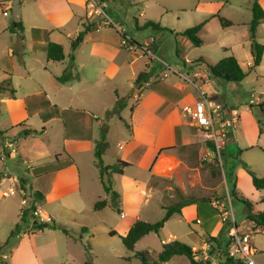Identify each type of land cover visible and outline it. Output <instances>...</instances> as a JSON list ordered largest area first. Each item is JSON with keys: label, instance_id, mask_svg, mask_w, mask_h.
Listing matches in <instances>:
<instances>
[{"label": "crops", "instance_id": "0c3cea01", "mask_svg": "<svg viewBox=\"0 0 264 264\" xmlns=\"http://www.w3.org/2000/svg\"><path fill=\"white\" fill-rule=\"evenodd\" d=\"M99 1L106 15L115 23L119 25L125 21L134 23L137 32L133 35L127 32L125 34L131 38L136 47L146 45L154 54L160 52L161 56L166 57L169 54H175L181 59L184 67H191L196 71L195 76L199 77L201 86L196 82H186L176 75L161 80L165 70L158 73V66H160L156 63L158 60L150 59L141 51H129L125 47L122 35L116 29L106 25L102 21V16L89 15L92 8L88 0H27L20 3V20H13L12 24L22 23L23 29L13 28L10 33L11 45L8 51L12 57L22 53L27 56L21 61L23 74L34 86L31 90H35V95L41 96L43 100L38 104L32 100L22 102V105L19 103L24 110L12 116L15 130L12 128L0 131V166L4 169L0 168V211L6 212L12 208V202L6 201L11 196L22 202L20 190L16 193L18 197L4 196L10 187L19 186L17 184L19 181L26 196L35 197L40 203L41 200L46 203L55 202L62 210L74 212L73 214L84 212L95 214V204L100 200L110 201L111 196L105 190V198L100 194L92 193L91 198H86L87 205H91L90 208L84 205L81 201L83 199L81 172L95 168L96 178L100 179L102 184L100 166L95 153L102 142L106 143L104 155L112 149L109 141L111 136L113 138L111 134H114L115 130H121V138L117 137L118 142L114 146L115 152L112 149L110 154L114 153H112L114 164L118 161L128 164L123 174H117L121 178L120 181L125 183L123 189H112L119 195L115 203L120 207V217L125 218L127 212H130V203L141 202L143 196L145 197V188L148 193L160 197V191L150 185L153 179L174 178L178 170L182 168L183 161L178 147L200 146L205 141L212 146L208 135L190 124L189 119L184 115V107L200 101L204 94L207 99L221 103L232 111L226 104L224 96H221V83H218L219 87H215V91L209 89L212 83L209 68L205 64L193 63L199 58L213 65L218 63L211 62V54L204 49L205 46H213L214 50L221 52V56H218L219 61L234 57L242 69L248 73L247 76L254 70L253 73L264 80V54L261 65L252 69L249 28L252 21L251 0H248L246 4L238 0H211L210 3L206 0H198L195 10L200 14V18L196 21L197 24L203 22L205 24L199 33L203 44L198 47L199 55L194 59H187L184 56L183 50H192L194 47L185 36L180 35L186 29L176 26L182 20L178 14H186L188 11L185 6L186 0ZM258 2L264 10V0H258ZM189 3L190 1L187 0V5ZM175 13L177 15H174ZM217 16L225 18L232 25L227 28L222 27ZM148 22L159 24L162 30L145 27ZM86 28L89 30L77 50L73 54H67L68 47L71 48L72 42ZM148 30L153 32L149 40L140 42L134 37ZM156 34H160L159 38H155ZM166 34L169 35L168 38L165 37ZM257 40L264 45V22L257 29ZM51 42L63 47L64 60L54 62L47 58V48ZM150 43H153V46H150ZM71 56L74 57L73 61ZM244 61L247 63L246 66L243 64ZM72 64L75 66L76 80L69 83L59 82L57 78ZM142 72H147L149 74L147 81L153 82L144 89L142 98L136 101L135 93L142 90L145 84L144 82L141 85H135L138 75ZM46 73L56 82L52 86L46 85V79L42 78V74ZM16 75L15 70H12V73H6L7 78L4 80L9 78L12 80V77ZM12 87L14 88L13 82ZM16 94L14 100H16ZM117 101L124 108L119 111V114L112 115ZM263 101L262 99L258 102ZM28 129L35 131L40 129L41 137L38 133L26 136L24 130ZM5 137L14 138L17 141L18 155H13L5 149ZM36 138H43L41 146L51 148L47 154L53 157L57 166L41 181L31 182V174L24 172L23 164H29L35 158L30 142L37 140ZM164 149L169 150L163 151ZM102 159L104 163V158ZM137 164H141V169L146 172L144 182L129 173ZM16 169L18 174L15 173ZM31 169L27 167L28 171ZM110 173L112 172L106 171L105 175ZM235 174L238 185L243 177L249 176L243 168L237 170L235 168ZM89 189L91 190V186ZM70 196H73V199H70ZM2 198L5 200L1 201ZM202 207L204 206H198L197 203L186 206L182 209L180 216L191 211L197 213ZM26 210L28 209L22 205L19 207L13 224L14 228L10 232L11 234L17 228L15 232V237L19 239L17 246L9 255L3 254L0 258L10 259L13 264H18L19 257L23 253L26 264H44L45 258L33 243V234L35 232L41 234L44 229H39V223L33 217L30 223L26 224L25 230L20 231L19 224H16L18 219L24 221L25 213L23 215V212ZM42 210L46 215L43 206ZM122 213L124 217L121 216ZM47 215L46 218L50 221L52 215ZM199 218V216H191L190 221L194 222ZM103 219L102 215L99 216L97 226H101ZM138 219V216H135L134 222ZM134 222L126 229L125 236ZM82 227L83 232L90 233L87 224H82ZM259 229L261 230V227ZM7 239L3 241L4 244ZM171 241L174 240H167L166 243ZM162 244L157 254L148 252L156 258L162 251ZM207 248L208 245L202 249ZM220 253L217 256H220ZM213 256L217 257L215 253ZM69 258L72 257L69 255L66 259ZM127 260L130 258L128 257Z\"/></svg>", "mask_w": 264, "mask_h": 264}, {"label": "rangeland", "instance_id": "374dc122", "mask_svg": "<svg viewBox=\"0 0 264 264\" xmlns=\"http://www.w3.org/2000/svg\"><path fill=\"white\" fill-rule=\"evenodd\" d=\"M189 1V5H187V0L185 2V6L188 8L186 14H178L182 17V20L179 24H176L177 27H183L185 29L191 28L197 24L196 20L200 18V14L195 10L198 5V0ZM238 1L244 4L248 2V0ZM206 2L210 3L211 0H206ZM123 8L126 7L123 6ZM20 15L21 6L19 4H15L10 9L7 8L6 5H0V83L7 78L6 73H12V70H15L17 74L16 77H12L13 86L17 91L16 100H14L9 93H0V131L14 128L12 116L24 110V107L21 106L22 102L32 100L34 103L38 104L43 100L41 96L35 95V90H31L34 86L28 82L23 74L21 61H23L24 58L26 59L27 56L22 53L12 57L8 51L11 45L10 33L12 31V22L13 20H20ZM174 15L177 14L175 13ZM175 21H177L176 18ZM120 26L123 28L124 32L130 35L137 32L132 21H125ZM152 34L153 32L148 30L134 37L140 42H145V40H149L150 36H153ZM154 36L155 38H159L160 34ZM165 37L168 38L169 35L166 34ZM149 45L153 46V43ZM204 49L210 52L211 62H219L220 59L218 56H221L219 50H214L215 47L210 45L205 46ZM199 51L198 48L183 50L185 53L184 56L187 59H194L199 55ZM151 52L153 53L152 50ZM71 53L73 54V51L68 47L67 54ZM144 55L150 57V59L159 61L156 62L157 65H160L158 66V73L167 69L162 63L164 60L163 62L169 64L172 69H176L188 75L191 81L196 82L197 85L200 84L199 77L195 76L196 71L191 67H184L181 59L175 54H169L167 57L161 56L160 52H156L153 57L147 53H144ZM195 62L193 63L197 64ZM243 64L246 66L247 63L244 61ZM253 71L254 70L250 71V75L240 83L227 82L215 78L212 75L210 76L212 83L209 89L215 91V87H219L218 83H221V96H224L229 108L236 110L238 113L237 121L232 127L228 128V134L223 139L226 144V147H222L221 161L223 167H221L217 157L212 154V146L206 141L200 146L189 145L178 147L180 157L183 161L182 168L178 170L174 178L153 179L150 185L160 191V197H155L153 194L148 193L145 188V197L143 196L141 202L130 203V212H127L125 218L120 217V212H118L112 204H109V206L102 211H95V214L90 212L73 214L74 212L62 210L58 203H46V201L41 200L44 212L46 213L44 217L46 218L48 216L47 214H51L55 224L58 226V228H44V234H39L38 232L33 234L34 246L38 248V250L40 249V254L45 258L44 264H81L86 261L92 264H142L140 259L134 257L136 251H149L155 255L160 251L161 244L166 243L167 240L182 242L191 247L194 251H199L202 248H206L208 245V248L202 249V251H208V253L213 251L216 256L220 251L224 250L229 241L228 232L230 226L224 224L216 213L213 212L211 202L213 200L223 201L228 193L231 195L233 181L230 175L231 169L234 167L236 170L243 168L245 163L257 176L264 178V108L260 107L264 101L262 103L258 102L262 99L264 100V80L259 78L258 74L253 73ZM42 78L46 79L45 84L48 86H52L56 83L50 78L48 73L42 74ZM142 92H144V90H142ZM136 94L137 93H135V95ZM110 121H108V123H110ZM12 130H15V128ZM36 133L41 137L40 129H37ZM111 135H113V138L111 136L109 141L115 152L114 146L118 142L117 137L121 138L120 135H122V131L115 130L114 134ZM36 139L37 140L30 142L33 152L35 153V158L31 163L23 164L24 172H30L31 174V182L41 181V179L46 177L47 173L52 172L57 166L53 157L47 154L48 150H51V148L41 146V141H44L43 138ZM105 144V142L100 143L98 150L102 151V158H104L103 164L107 166L114 164L115 161H113L114 153L112 152L113 154H110L112 149L107 151L105 155V149L100 150L101 145ZM27 167H31V171H28ZM43 167H47L48 169ZM0 168L2 169L1 166ZM91 171L93 173H91ZM91 171L82 170L81 172V197L83 198L81 201L84 205L88 204V199L86 198H91L92 193L100 194L104 198L106 196L105 189L100 179L98 180L96 178L97 173L95 168ZM99 171H101L100 167ZM15 173L18 174L17 169ZM105 173L106 172H104V181L107 185L111 186L112 189H123V184L125 183L120 181L121 178L119 175L116 173L105 175ZM129 173L137 176L139 181L141 180L144 182L146 172L141 169V164L134 166ZM236 174L235 177L237 176ZM90 186L91 190L89 189ZM237 191L246 201L253 205L255 211L264 210V200L262 201V199H264V190H255L250 175L240 180L239 185L237 184ZM14 196L18 197L19 195L14 194ZM184 198H194L198 200V206L202 205L204 207L200 208L197 213L191 211L184 216H173L160 232L157 234L151 233L144 237L136 245L135 251L130 252L125 248L122 237L125 236L126 229L134 222L135 216H138L139 219L146 222L153 223L160 221L165 215V209L162 207L174 205ZM70 199H73V196H70ZM203 199H210V202H205ZM4 200L5 198L1 199V201ZM231 200L236 220L240 224L247 220L246 208L242 202L236 200L233 196H231ZM6 201L12 202L13 210L11 208L6 212L0 211V256L3 254L9 255L19 242V239L14 235L8 244L3 243V241L7 238L9 239V235H11L10 232L14 228L13 224L19 207L22 205L28 209L25 212L24 221L18 219L16 223L19 224L20 231L25 230L26 224L30 223L34 208L32 201L24 205L13 196L6 199ZM90 206V204L87 205L89 208ZM101 215L104 217L102 220L103 223L101 226H97L99 216ZM191 216H199L202 224H198L196 221L191 222ZM48 223L50 225L52 224L51 221ZM82 224H87L89 226L90 233L82 231ZM258 228L260 227H253V230H257ZM63 229L68 231V236L64 233ZM111 231H116L117 235L113 237ZM211 237L218 239L222 248L220 251H218L216 247L209 245L208 240ZM252 243L254 247L259 250V252L254 255V259L258 264H264L263 228H261L260 232L254 234ZM209 246L212 248H209ZM69 255L72 258L66 259ZM23 256L25 255L21 253L19 257L20 263L18 264H26ZM128 257L130 260H127ZM0 264L13 263L10 259L3 260L0 258ZM167 264H190V261L185 256H176Z\"/></svg>", "mask_w": 264, "mask_h": 264}, {"label": "trees", "instance_id": "16d2710c", "mask_svg": "<svg viewBox=\"0 0 264 264\" xmlns=\"http://www.w3.org/2000/svg\"><path fill=\"white\" fill-rule=\"evenodd\" d=\"M218 1H226V0H218ZM251 11H252V21L249 24L250 28V40H251V54L253 58V65L252 69H256L259 67L262 63V58L264 54V45L259 43L257 40V29L260 24L264 22V10L259 4L258 0H251ZM220 24L222 27L227 28L232 25V23L225 18H222L220 16H217ZM205 22L197 24L191 28L186 29L180 35L185 36L191 43V46L194 48H198L202 46L203 41L199 37V33L202 31L204 27ZM19 27L20 30L23 29L22 23H14L11 26V30L13 28ZM145 27H152L154 30H162L159 24H155L152 22H148L145 24ZM89 29L86 28L83 32H81L78 37L72 42L71 49L72 51H76L78 46L82 43L84 36L86 32ZM47 58L54 62H59L65 59V53L64 49L61 45L56 43H49L47 48ZM72 61L74 60V57L71 56ZM195 63L197 64H205L210 71V74L218 79L227 81V82H235L240 83L242 82L248 75L247 72H245L238 61L234 57H228L224 58L221 61H219L217 64L213 65L210 64L207 60L203 58H199ZM149 74L147 72H142L138 75L135 85H141L142 83L146 82L148 80ZM77 74L75 73V66L72 64L69 68H67L64 73L57 78V80L61 83H69L74 80H76ZM8 92L10 96L14 99L16 91L12 87V80L9 78L7 80H4L2 83H0V93ZM261 108H264V103L260 105ZM124 106L117 101L116 107L113 109L112 114H119V111L122 110ZM36 133L35 130H24V134L26 136H29L31 134ZM169 149H164L163 151H167ZM96 158L98 160V164L100 166V178L102 180V184L104 186V189L107 194L111 196L110 201L108 200H100L98 201L94 209L95 211H101L105 207L109 206V204H112V206L121 213L119 205L115 203L116 199L119 198V195L116 192L112 191V187L107 185L104 181V172L111 171L112 173L116 174H123V170L125 167L128 166L127 163H124L122 161H118L114 165L111 166H105L102 161V151H96L95 153ZM243 168L247 172V174L250 175L252 178V183L256 191L264 190V178L257 176L251 168L244 163ZM231 179L233 181V190L231 192V196H233L236 200L242 202L246 208V219L254 223L257 227H261L264 229V210L263 211H255L253 205L246 201L240 193L237 191V178L235 177V167L231 169ZM39 197V195H37ZM198 200L192 198V199H182L179 202H177L174 205L164 207L165 209V215L164 217L157 222H146L143 220H136L132 227L130 228L128 234L124 237H122V242L125 248L133 252L135 251V247L137 243L144 238L145 236L155 233L157 234L160 232L161 229L164 228L165 224L175 215H180L183 208L186 206L192 205L197 203ZM25 211L23 212L24 215ZM50 221L52 224L50 225L47 223H42L39 225V229L43 230L47 227H53L58 228V226L55 224L54 220L51 218ZM17 229V228H16ZM16 229L12 231L8 241L6 244L9 243V241L14 237ZM64 233L68 235V231L66 229H63ZM111 235L114 236L116 233L111 232ZM211 241V242H210ZM209 245L212 247H216L217 250H220L221 246L217 238L211 237L209 240ZM211 247V248H212ZM225 250H222L221 253L223 254ZM212 254H214L213 251H211ZM203 251H194L191 247L188 245L179 242L177 240L162 244V251L157 255V257H153L148 251H138L135 252L134 257L141 260L142 264H165L168 261H170L175 256H185L189 259L191 264H206V261H199L197 262L195 260L196 256H202ZM4 260V259H3ZM82 264H92L89 261H86Z\"/></svg>", "mask_w": 264, "mask_h": 264}, {"label": "built area", "instance_id": "2783aa9c", "mask_svg": "<svg viewBox=\"0 0 264 264\" xmlns=\"http://www.w3.org/2000/svg\"><path fill=\"white\" fill-rule=\"evenodd\" d=\"M24 1L27 0H0V5H6L7 8L10 9L15 4H20ZM88 3L92 8L89 15L102 16V21L106 25L113 27L120 34H122L125 47L129 51H141L142 53H147L152 57L154 56V54L150 51L149 46L143 45L136 47L133 44L131 38L125 34L123 28L106 15L102 3H100L99 0H88ZM162 63L167 69L163 73L161 80L167 79L171 75H176L186 82H191L188 75H185L176 69H172L169 64L163 61ZM152 82L153 81L145 82L144 87L141 89L144 90L149 87ZM142 90L136 94V101H139L142 98L144 93ZM183 112L193 127L208 135L212 144V154L217 157L221 167H223V163L221 161L222 147L225 145L223 139L228 134V128L232 127L238 119V113L236 110L230 111L223 104L207 99L205 95L202 94L200 101L193 105L184 107ZM4 147L7 151H9V153L18 155L17 141L14 138L5 137ZM17 182L19 186L13 185V187H10L4 193V196L14 195L20 190L22 192V203L24 205H27L29 201L33 202L34 208L32 216L39 223V225L49 222V220L44 217L40 201L35 197L26 196V193H24L20 187L19 181ZM211 206L221 221L230 226V230L228 232L229 241L224 249V253H220V256L214 257L213 254L205 251L202 256H196L195 260L197 262L201 260L206 261V264H258L254 259V255L258 253V250L254 247L252 241L254 234L260 232L259 228L257 230H253V227L257 226L249 220H245L240 224L237 222L232 208L231 195L229 193L223 201L213 200L211 202ZM121 216L124 217V214L122 213ZM196 223L200 224L201 220L196 219ZM209 248L211 247L209 246Z\"/></svg>", "mask_w": 264, "mask_h": 264}, {"label": "water", "instance_id": "95a60500", "mask_svg": "<svg viewBox=\"0 0 264 264\" xmlns=\"http://www.w3.org/2000/svg\"><path fill=\"white\" fill-rule=\"evenodd\" d=\"M104 148H105V145H101L100 150H102ZM204 201L209 203L210 202V199H204Z\"/></svg>", "mask_w": 264, "mask_h": 264}, {"label": "bare ground", "instance_id": "6f19581e", "mask_svg": "<svg viewBox=\"0 0 264 264\" xmlns=\"http://www.w3.org/2000/svg\"><path fill=\"white\" fill-rule=\"evenodd\" d=\"M162 171H163V170H162ZM162 171H161V172H162Z\"/></svg>", "mask_w": 264, "mask_h": 264}]
</instances>
